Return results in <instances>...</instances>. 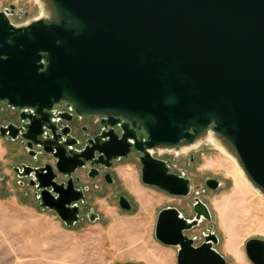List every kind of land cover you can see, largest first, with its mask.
I'll use <instances>...</instances> for the list:
<instances>
[{"label": "water", "instance_id": "water-1", "mask_svg": "<svg viewBox=\"0 0 264 264\" xmlns=\"http://www.w3.org/2000/svg\"><path fill=\"white\" fill-rule=\"evenodd\" d=\"M40 1L48 16L22 26L0 13V101L35 110L23 137L55 159L54 167L33 169L41 207L67 226L77 223L79 207L72 203L83 194L74 189L72 174L94 151L99 157L126 156L131 145L123 141L111 153L109 143L74 151L57 145V135L38 140L41 124L60 101L77 114L122 118L124 128L130 124L123 137L134 138L141 153L145 185L189 195L190 179L170 171L153 152L183 149L211 133L264 198V0ZM133 128L142 129L145 140L135 138ZM55 171L70 177L65 187ZM205 185L217 189L220 182L208 178ZM119 205L131 208L124 196ZM193 211L188 219L176 207L162 208L156 240L177 248V264H227L214 247V232L199 245L185 234L211 220L198 197ZM245 253L252 264H264V240L248 239Z\"/></svg>", "mask_w": 264, "mask_h": 264}, {"label": "rangeland", "instance_id": "rangeland-1", "mask_svg": "<svg viewBox=\"0 0 264 264\" xmlns=\"http://www.w3.org/2000/svg\"><path fill=\"white\" fill-rule=\"evenodd\" d=\"M10 5L26 13L17 22L40 15L34 0H0V10ZM153 155L190 179L189 195L173 196L142 183L138 155H131L114 164L112 184L90 189L82 219L72 226L41 207L28 187L19 186L6 159H0V264H177V248L155 238L157 214L173 206L191 219L195 197L208 206L211 220H202L185 234L199 245L205 234L214 232V247L227 264H252L245 242L264 240V198L245 184L231 160L206 139L186 150L177 147ZM208 178L218 180L220 187L208 188ZM119 195L130 203L129 211L120 207ZM90 210L98 215L95 221L87 219ZM133 226L140 230L129 229ZM133 247L139 249L137 255L127 252Z\"/></svg>", "mask_w": 264, "mask_h": 264}, {"label": "flooded vegetation", "instance_id": "flooded-vegetation-1", "mask_svg": "<svg viewBox=\"0 0 264 264\" xmlns=\"http://www.w3.org/2000/svg\"><path fill=\"white\" fill-rule=\"evenodd\" d=\"M20 11L21 9L16 10L14 5H10L0 10V13H3L13 26H22L33 20L15 21L14 19H20L26 14ZM3 25L4 22L0 19V26ZM1 58H5V55H1ZM41 61L43 62V60ZM22 113L25 120L21 118ZM49 113V121L41 124V133L37 135L38 140L47 141L57 135V145L65 143L67 150L74 151L82 148H87L91 151L96 146H103L109 143L113 147L111 153L119 151V147L124 142L131 144L126 156L111 157L113 156L111 154L109 158L106 156L99 157L94 151L92 159L86 161L81 168L72 174L74 189L82 191L83 194L82 200L72 203V205L79 207L78 221H80L82 219V208L88 204L86 194L90 189L98 190L103 183L112 184L114 182V164L135 154L138 155V160L140 161L141 153L133 147L134 138L123 137L125 131L131 129L132 126L129 124L128 128H124L125 120L122 118L115 117L109 120L99 114H77L67 101L55 103ZM35 115L33 108L19 109L8 105L6 101H0V142L4 151L3 158L8 160L19 186L28 187L32 191L34 198L40 203L41 191L37 189L38 183L34 178L33 169L42 168L47 164L54 167L55 159L50 152H44L38 144L23 137L27 132V129H25L26 124H28V121H33ZM132 131L135 134V138L145 140V137H141L143 135L142 129L133 128ZM51 147L53 152H55V145ZM55 172L57 174L56 182L65 187L70 177L59 174L57 171ZM121 196L119 195L118 197V203ZM90 215L94 216L96 213L90 210L87 219H89Z\"/></svg>", "mask_w": 264, "mask_h": 264}, {"label": "bare ground", "instance_id": "bare-ground-1", "mask_svg": "<svg viewBox=\"0 0 264 264\" xmlns=\"http://www.w3.org/2000/svg\"><path fill=\"white\" fill-rule=\"evenodd\" d=\"M36 3H37V5L39 6V8H40V16H48V12H47V10L44 8V6H43V4H42V2L40 1V0H34ZM206 140L207 141H209L211 144H213L222 154H224L229 160H231V162L236 166V168H237V170H238V172L240 173V175H241V178H242V180L245 182V184L249 187V188H251L253 191H254V189L251 187V185L247 182V180H246V178L244 177V175H243V173H242V171L240 170V168L238 167V165H237V163H236V161L234 160V158L227 152V150L224 148V146H222L219 142H217L216 140H215V138L212 136V134L211 133H209L207 136H206ZM201 141L202 140H200V141H197V142H195L194 144H192L191 146H189V147H183V150H186V149H189V148H191V147H195V146H197V145H199L200 143H201ZM255 192V191H254ZM256 193V192H255ZM5 224H6V222H4ZM9 223V222H8ZM7 223V224H8ZM129 229H132V230H140V228H138V227H136V226H133V227H131V228H129ZM125 234H129V232L128 231H126L125 232ZM137 234V233H136ZM136 239H138V237L136 238ZM129 242V241H128ZM136 243V242H135ZM134 243V244H135ZM130 244V243H129ZM134 244H132V245H134ZM141 246V245H140ZM130 247V246H129ZM144 247V246H143ZM142 247V248H143ZM146 249V248H145ZM144 250V249H143ZM147 250V249H146ZM146 250H144V251H146ZM138 251H139V249H135L134 247L133 248H130L129 250H127V252L130 254V255H132V254H135V253H137L138 254ZM144 253V252H143ZM147 254H150L149 252H148V250H147V252H146ZM137 254H135V255H137ZM144 255V254H143ZM141 256V255H140ZM148 256V255H147ZM149 257V256H148ZM145 258H146V256H145ZM158 261V260H157Z\"/></svg>", "mask_w": 264, "mask_h": 264}, {"label": "crops", "instance_id": "crops-1", "mask_svg": "<svg viewBox=\"0 0 264 264\" xmlns=\"http://www.w3.org/2000/svg\"><path fill=\"white\" fill-rule=\"evenodd\" d=\"M3 154H4V151L1 149V150H0V159H1V160H3V159L5 160V158H3ZM6 163H7L8 166L10 165L9 162H8V160H6ZM4 173H6V172H4ZM52 253H53V252H52ZM40 263H41V262H40Z\"/></svg>", "mask_w": 264, "mask_h": 264}]
</instances>
